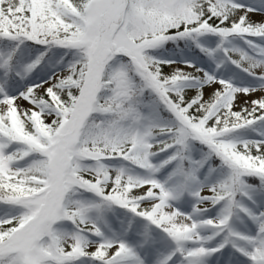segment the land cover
Wrapping results in <instances>:
<instances>
[{
  "label": "snow or ice",
  "instance_id": "snow-or-ice-1",
  "mask_svg": "<svg viewBox=\"0 0 264 264\" xmlns=\"http://www.w3.org/2000/svg\"><path fill=\"white\" fill-rule=\"evenodd\" d=\"M0 264H264V0H0Z\"/></svg>",
  "mask_w": 264,
  "mask_h": 264
}]
</instances>
